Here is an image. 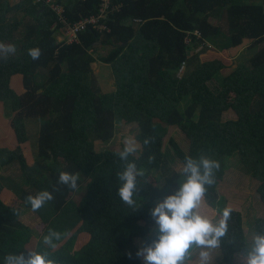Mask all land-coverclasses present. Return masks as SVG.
<instances>
[{
    "label": "trees",
    "instance_id": "16d2710c",
    "mask_svg": "<svg viewBox=\"0 0 264 264\" xmlns=\"http://www.w3.org/2000/svg\"><path fill=\"white\" fill-rule=\"evenodd\" d=\"M111 1L110 31L89 29L68 45L54 36L58 16L53 5L61 4L68 20L76 22L97 14L102 0H0V43L16 48L7 58L0 57V108L10 113L7 123L5 118L0 122V264L6 254L26 250L46 252L56 264H142L137 252L151 242L150 209L184 182L183 165H173L184 164L186 156L220 162L215 183L206 186V203L217 202L218 184L235 156L256 182L264 208V0ZM213 14L226 17V29L210 21ZM201 45L218 51L216 56L212 52L204 61L195 55ZM100 46L109 51L97 58ZM30 48L41 49L38 60L27 54ZM233 48L253 54L233 68L234 62L215 86L213 81L229 67L221 52ZM97 61L111 67L112 92L100 90L95 79L86 80ZM184 65L189 68L181 76ZM241 104L249 105L243 115L222 120L230 109L241 113ZM153 120L182 136L185 151L177 149L182 159L172 165L163 152L166 131ZM27 121L38 124L30 162ZM120 123L138 128L140 150L129 157L144 170L138 177L141 191L135 210L118 195L117 173L123 167L116 153L123 145L117 151L95 147V142L109 141ZM148 137L153 142L144 146ZM150 155L155 157L152 163ZM4 168H16L23 184L6 187ZM61 171L79 173L76 189L57 183ZM23 186L28 195L43 190L54 194L52 201L32 211L43 223L41 233L19 220L31 210L28 203L21 207ZM78 189L83 193L75 202ZM9 192L18 206L9 203L12 198L3 199ZM217 208H222L219 202ZM232 210L218 249L224 264L250 249L242 216ZM49 230L62 234L54 248L43 243ZM260 233L264 217L253 222L254 236ZM78 236L86 237L84 242L78 239L79 246Z\"/></svg>",
    "mask_w": 264,
    "mask_h": 264
},
{
    "label": "clouds",
    "instance_id": "9594fccd",
    "mask_svg": "<svg viewBox=\"0 0 264 264\" xmlns=\"http://www.w3.org/2000/svg\"><path fill=\"white\" fill-rule=\"evenodd\" d=\"M55 35L57 36V33ZM15 51V45L0 43V57L7 58ZM27 54L35 61L41 57L42 52L39 48H30ZM152 142L153 138L148 137L143 140V145L148 146ZM122 143L123 149L116 153L123 167V170L117 173L121 182L118 195L125 205L135 210L137 208L135 197L141 191L138 187V177L144 176V170L139 169L136 162L129 160V157L140 150V143L132 135H126ZM154 159L155 157L150 155L148 162L152 163ZM185 161L182 167V175L186 178L184 182L177 190L157 200L156 205L150 209V216L154 222L148 234L151 242L146 243L137 252V256L144 260V264H187L192 257L193 247L199 249L198 264H213L212 252L221 248L222 238L228 233L232 208H224L216 221L202 214L200 210L205 200L206 186L210 187L215 183V173L221 167L220 162L203 155L199 159L186 156ZM78 180L79 173L61 171L57 183L76 189ZM53 199V192L48 190L25 197L26 203L31 205L34 212ZM61 235L58 231L49 230L43 237V243L54 248L55 241H59ZM234 259L239 260L240 264H264V233L256 234L251 248L238 253ZM4 264H56V262L50 259L46 252L26 250L19 254H6Z\"/></svg>",
    "mask_w": 264,
    "mask_h": 264
},
{
    "label": "rangeland",
    "instance_id": "374dc122",
    "mask_svg": "<svg viewBox=\"0 0 264 264\" xmlns=\"http://www.w3.org/2000/svg\"><path fill=\"white\" fill-rule=\"evenodd\" d=\"M10 4H14L18 2L19 0H8ZM210 21L213 24L223 26L224 29H226V17H220L217 16L216 14H213L210 17ZM221 39V37H219ZM222 40V39H221ZM221 43V42H219ZM220 45V44H219ZM205 48L203 45L198 46L196 48V54L199 55L202 60H209L211 59V53L212 52H218L215 51L212 47L207 45ZM205 48V49H204ZM91 52V51H90ZM105 52V49L101 50V53ZM224 56V62L227 64L229 67L227 69H224L218 76L217 78L213 81L215 86H219L222 83V80L224 76H227L233 68L242 62H247L248 58L252 56V52L250 51H244L242 48H233L228 51L221 52ZM193 55V54H190ZM192 57V56H191ZM237 57V58H236ZM236 58V59H235ZM235 62V63H234ZM234 66L233 68L231 65ZM188 66L184 65V69L181 70V76L185 74L186 71H188ZM101 70L98 68V71ZM104 72L105 76V82L101 85V88L103 90L110 89V81L113 80L111 77V72L109 69L104 68L102 69ZM111 74V75H110ZM90 75V74H88ZM89 78V77H87ZM87 80V79H86ZM211 84V82H210ZM213 87V85L211 84ZM4 111V112H3ZM10 113L7 108H4L3 110L0 108V122L3 123V119L6 117H9ZM236 114L233 110H228L225 112L222 116V120L225 122L227 120H236ZM6 121V118H5ZM155 125L158 126L160 129H164L166 131L164 135V143H163V152L165 154L166 160L169 161V163L172 165L173 160L182 159V155L178 150L185 151V148L183 145H185L182 141V136L178 132L176 128L168 127L166 128L163 123L160 124L159 121L153 120ZM7 123V121H6ZM38 124L36 123L35 125L32 124L31 122L27 121V130L28 134L30 136V141H31V148L27 145L26 146V153L29 151L28 155V160L29 162L32 160L30 158V151L35 152L34 149V144H35V136L37 133ZM138 134V128L136 125H131V124H125V123H120L117 124L116 130L112 138L107 141L106 143H96L95 142V147L97 150H120L121 145H123L122 140L126 135H132L136 136ZM183 144V145H182ZM32 149V150H30ZM178 149V150H177ZM30 164V163H29ZM32 164V163H31ZM181 164L180 161L177 163V165H173L176 169H181ZM226 172L223 176V179L219 182L218 187H217V202L220 203L221 209L217 208V202L215 200L211 201L210 203H206L204 201L202 207H201V212L204 215L210 216L213 218L214 221L218 220L220 218V215L222 214V211L226 207H230L234 210H237L240 212L242 216V220L244 223L243 226V232L245 235L246 241L249 243V246L251 248V245L253 243L254 239V234H253V222L257 218H263L264 217V208L262 203L260 202L259 196L256 193V182L252 179H250L246 174L243 172V167L239 164L237 157H231L228 162H227V167H226ZM1 172L3 174L4 179H2V183L6 186H15V187H20L23 184L22 178L19 179V173L17 172L16 168H10L6 169ZM10 189V188H9ZM12 190V189H11ZM22 192L19 190V197L22 200V208L26 209L24 206L27 204L25 201V197L28 195L27 193L29 192L25 186H23V189H21ZM83 193V189H78L76 190L75 194L73 195V199L75 202H78L80 199L81 195ZM32 194V192H31ZM33 195V194H32ZM3 199L7 198H12V201L9 203H12L14 205L18 206L19 201L16 200L15 197L11 196V192L5 193L3 196ZM19 220L25 224L26 226L30 227L32 230H34L36 233H41L42 228H43V223L40 221L39 217L35 215L32 210L26 209L25 212H22L20 214ZM80 241H85L86 237H77V243L76 245L79 246ZM33 243L36 241L35 239H32ZM32 244H30L31 246ZM75 245V246H76ZM141 248V246H140ZM198 252L199 249H196L193 247L192 249V257L190 260L187 262V264H198ZM212 255L214 257L213 264L217 263L218 260V252L217 250H213ZM142 264H144V260L141 258ZM235 264H240L239 260L236 259Z\"/></svg>",
    "mask_w": 264,
    "mask_h": 264
},
{
    "label": "built area",
    "instance_id": "2783aa9c",
    "mask_svg": "<svg viewBox=\"0 0 264 264\" xmlns=\"http://www.w3.org/2000/svg\"><path fill=\"white\" fill-rule=\"evenodd\" d=\"M119 7V6H118ZM53 10L58 16V20L53 25V30L56 31V40L58 43L73 44L77 43L82 33L89 29L97 30L100 33L109 32L110 15L114 11L111 0H102L97 14L84 17L76 22H71L65 16L63 6L53 5ZM140 21V20H135ZM184 69V66L181 70Z\"/></svg>",
    "mask_w": 264,
    "mask_h": 264
},
{
    "label": "crops",
    "instance_id": "0c3cea01",
    "mask_svg": "<svg viewBox=\"0 0 264 264\" xmlns=\"http://www.w3.org/2000/svg\"><path fill=\"white\" fill-rule=\"evenodd\" d=\"M54 36H56V35L54 34ZM103 49H105V52H102V53H101V50H103ZM108 51H109V49H108L107 47L100 46V47L98 48V51H97V53L95 54V56L98 58L99 56L106 55V53H107ZM220 54H221V53H220ZM211 55H213L214 57L216 56V54H214V52H213V54H211ZM98 68H100L101 70L98 71ZM104 68L109 69V71L111 72V67L108 66V65H105V64H103V63H100L99 61H97V62H95V63H92V65H91V71H92V72H91L90 75H87V76H86V79H88V80H89L90 78L95 79V81H96V83L98 84L100 90H102L103 92H112V91L114 90V80H111V81H110V89L103 90V89L101 88V85L105 82L104 72L102 71V69H104ZM111 74H112V73H111ZM111 74H110V75H111ZM87 77H89V78H87ZM240 107L242 108V109H241V113H238V112H236V111L233 110V109H230V110H233V111L235 112V114L237 115L236 118H234V119H238L239 116L242 114V111L245 112L246 110L249 109V105H246V104H243V105L241 104ZM242 115H243V114H242ZM230 120H232V119H230ZM217 252H218L219 257H218V260H217V263H216V264H224V263L222 262L221 253L219 252L218 249H217ZM235 262H236V259L234 260V262H233L232 264H235Z\"/></svg>",
    "mask_w": 264,
    "mask_h": 264
}]
</instances>
